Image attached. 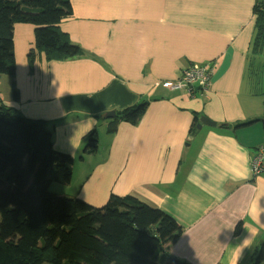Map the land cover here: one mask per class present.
I'll return each mask as SVG.
<instances>
[{
    "label": "crops",
    "instance_id": "1",
    "mask_svg": "<svg viewBox=\"0 0 264 264\" xmlns=\"http://www.w3.org/2000/svg\"><path fill=\"white\" fill-rule=\"evenodd\" d=\"M256 1L70 0L72 17L59 28L86 55L68 61H46L35 51L34 26L15 24L19 99H1L25 119L56 124L53 148L73 158L72 178L51 191L96 208L111 194L133 196L182 229L170 257L251 264L264 241V174L250 170L264 148V90L246 60ZM205 64L206 93L170 89L190 66ZM142 103L136 125L118 120L107 134L116 117L105 118L109 112ZM94 129L98 151L80 159Z\"/></svg>",
    "mask_w": 264,
    "mask_h": 264
},
{
    "label": "trees",
    "instance_id": "2",
    "mask_svg": "<svg viewBox=\"0 0 264 264\" xmlns=\"http://www.w3.org/2000/svg\"><path fill=\"white\" fill-rule=\"evenodd\" d=\"M253 13L250 52L259 56L264 51L263 3L257 0ZM71 17L70 0H0V78H9L14 101L19 99L14 25L34 26L35 51L46 61H68L86 55L59 28ZM35 51L27 57L30 73ZM147 105L116 113L107 134L115 133L118 120L136 125ZM55 125L25 119L0 98V264H187L167 254L182 229L159 209L133 196L113 194L96 208L51 191L53 183H70L73 163L70 155L53 148ZM85 142L80 159L97 153L96 129L85 136ZM252 257L251 264L264 259V241Z\"/></svg>",
    "mask_w": 264,
    "mask_h": 264
},
{
    "label": "built area",
    "instance_id": "3",
    "mask_svg": "<svg viewBox=\"0 0 264 264\" xmlns=\"http://www.w3.org/2000/svg\"><path fill=\"white\" fill-rule=\"evenodd\" d=\"M211 76L212 69L210 65H192L189 69L183 72L177 81L170 85V89L174 91L185 90L190 95L195 92L202 95L209 89ZM259 149V152L252 157L250 163V170L254 176L264 174V150L263 148Z\"/></svg>",
    "mask_w": 264,
    "mask_h": 264
},
{
    "label": "rangeland",
    "instance_id": "4",
    "mask_svg": "<svg viewBox=\"0 0 264 264\" xmlns=\"http://www.w3.org/2000/svg\"><path fill=\"white\" fill-rule=\"evenodd\" d=\"M264 1V0H263ZM264 3V2H263ZM247 62H249L248 70L252 76V81L257 90H264V51L261 55H252L251 52L246 56ZM9 78L2 76L0 78V98L7 99L10 96V85ZM252 81L250 82V87H253ZM2 100V99H1ZM102 137V136H100ZM102 152V144L100 146ZM58 185L52 184L51 190L57 192Z\"/></svg>",
    "mask_w": 264,
    "mask_h": 264
},
{
    "label": "water",
    "instance_id": "5",
    "mask_svg": "<svg viewBox=\"0 0 264 264\" xmlns=\"http://www.w3.org/2000/svg\"><path fill=\"white\" fill-rule=\"evenodd\" d=\"M115 117V113L114 112H109L106 116H105V118H107V119H109V118H114ZM200 124H211L207 119H205V118H201L200 119ZM200 124L199 125H197V128H200ZM214 125V124H213Z\"/></svg>",
    "mask_w": 264,
    "mask_h": 264
},
{
    "label": "clouds",
    "instance_id": "6",
    "mask_svg": "<svg viewBox=\"0 0 264 264\" xmlns=\"http://www.w3.org/2000/svg\"><path fill=\"white\" fill-rule=\"evenodd\" d=\"M246 242V241H245Z\"/></svg>",
    "mask_w": 264,
    "mask_h": 264
}]
</instances>
